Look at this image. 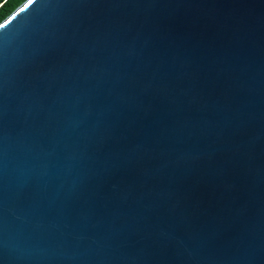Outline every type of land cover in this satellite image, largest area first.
<instances>
[{"label": "water", "instance_id": "water-1", "mask_svg": "<svg viewBox=\"0 0 264 264\" xmlns=\"http://www.w3.org/2000/svg\"><path fill=\"white\" fill-rule=\"evenodd\" d=\"M0 264H264V0L17 13Z\"/></svg>", "mask_w": 264, "mask_h": 264}, {"label": "snow or ice", "instance_id": "snow-or-ice-1", "mask_svg": "<svg viewBox=\"0 0 264 264\" xmlns=\"http://www.w3.org/2000/svg\"><path fill=\"white\" fill-rule=\"evenodd\" d=\"M21 3V7L16 8L7 19H4L3 22L0 23V39H2L4 33L9 30L10 21H12L17 13L24 12L25 10H29V12L32 13L43 3V0H21Z\"/></svg>", "mask_w": 264, "mask_h": 264}, {"label": "trees", "instance_id": "trees-1", "mask_svg": "<svg viewBox=\"0 0 264 264\" xmlns=\"http://www.w3.org/2000/svg\"><path fill=\"white\" fill-rule=\"evenodd\" d=\"M21 4V0H0V22Z\"/></svg>", "mask_w": 264, "mask_h": 264}]
</instances>
